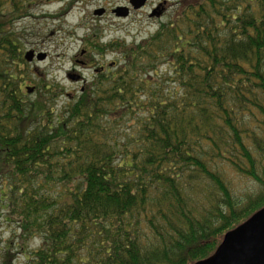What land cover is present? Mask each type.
<instances>
[{
	"label": "trees",
	"instance_id": "obj_1",
	"mask_svg": "<svg viewBox=\"0 0 264 264\" xmlns=\"http://www.w3.org/2000/svg\"><path fill=\"white\" fill-rule=\"evenodd\" d=\"M33 1L0 0V208L20 239L0 246V264H16V246L20 264L211 255L264 206V0H179L137 44L85 40L119 61L59 110L57 82H26L16 23ZM225 166L259 189L235 197Z\"/></svg>",
	"mask_w": 264,
	"mask_h": 264
},
{
	"label": "rangeland",
	"instance_id": "obj_2",
	"mask_svg": "<svg viewBox=\"0 0 264 264\" xmlns=\"http://www.w3.org/2000/svg\"><path fill=\"white\" fill-rule=\"evenodd\" d=\"M178 1L147 0L142 7L133 9L127 0H34L27 15L19 19L16 26L26 33L25 51L33 50L35 55L42 52L46 57L28 62L31 74L27 85L34 87L41 79L47 83L51 79L57 82L65 91L64 97L59 96L54 102L57 110L61 109L66 98H71L83 84L92 80L95 70L113 69L119 61L120 56L109 48L100 53L92 50L93 47L89 49L85 46V40L99 39L102 45L113 40L137 44L151 35L160 22L172 18L175 8L179 7L172 4ZM119 6L129 8L127 16H118L113 12ZM158 6L160 10L154 13L153 9ZM99 11L101 13H97ZM70 75L78 77L72 79ZM33 90L31 98L35 95ZM127 124L122 123L121 129ZM223 173L232 194L240 200L259 189L252 178L229 166L223 167ZM4 214L5 211L0 208L1 247H5V243L13 237L15 242H20L19 229L15 228V223L8 222ZM39 241L38 236L28 239L25 242L28 252L37 248ZM18 248L13 247L15 255L12 261L16 264L24 262V255L18 252Z\"/></svg>",
	"mask_w": 264,
	"mask_h": 264
},
{
	"label": "water",
	"instance_id": "obj_3",
	"mask_svg": "<svg viewBox=\"0 0 264 264\" xmlns=\"http://www.w3.org/2000/svg\"><path fill=\"white\" fill-rule=\"evenodd\" d=\"M128 2L133 9H137L143 6L146 0H128ZM128 11L126 6H119L113 10L118 16H127ZM34 55L33 50H28L24 57L29 62L46 57L42 52H38L35 57ZM70 77L77 79L78 76L70 75ZM31 91L32 88H28V92ZM193 264H264V206L244 222L225 232L214 252Z\"/></svg>",
	"mask_w": 264,
	"mask_h": 264
},
{
	"label": "flooded vegetation",
	"instance_id": "obj_4",
	"mask_svg": "<svg viewBox=\"0 0 264 264\" xmlns=\"http://www.w3.org/2000/svg\"><path fill=\"white\" fill-rule=\"evenodd\" d=\"M127 2H128V0H127ZM156 10L157 11L160 10V6H158V7H156V8L153 9L154 12H156Z\"/></svg>",
	"mask_w": 264,
	"mask_h": 264
}]
</instances>
